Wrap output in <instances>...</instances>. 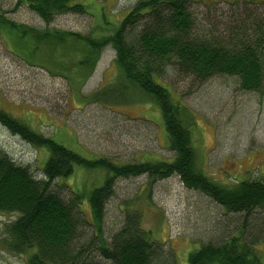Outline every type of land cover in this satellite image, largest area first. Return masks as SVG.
I'll use <instances>...</instances> for the list:
<instances>
[{"label":"trees","instance_id":"obj_1","mask_svg":"<svg viewBox=\"0 0 264 264\" xmlns=\"http://www.w3.org/2000/svg\"><path fill=\"white\" fill-rule=\"evenodd\" d=\"M191 1L137 0L114 28L104 30L102 24V30L94 35L16 23L0 12V31L7 35L13 51L32 56V63L44 65L52 73L67 71L64 75L74 89L84 84L101 49L111 44L116 51L118 74L160 109L167 147L173 153L169 161L122 165L106 158L86 159L0 108L1 124L47 150L38 177L0 150V212L14 215L6 224L5 245L12 252L26 253V264H178L175 254L162 250L150 230L142 226L137 211L128 210L122 225L108 239L102 232L104 207L113 194L117 176L146 174L150 200L152 184L173 173L187 187L201 190L226 209L244 213L236 233L219 243L191 249L187 264H264V255L256 247L262 241L264 219L249 217L254 209L264 208V181L241 180L225 187L199 170L190 134L194 117L160 80L171 66L178 75L199 82L227 74L238 76L241 88L263 89L264 19L248 7L253 0H231L238 2L236 8L243 11L225 23L223 30L218 28L220 21L197 27ZM16 4L27 6L47 23L57 13L86 11L78 0H16ZM97 93L86 98H98ZM78 166L100 168L104 173L102 182L92 186L87 195L71 188L72 195L65 198L53 183L70 177ZM83 196L90 207V220L81 208ZM259 222L263 223L256 237L253 228ZM85 224L93 228L90 241L96 244L99 259L87 243H81Z\"/></svg>","mask_w":264,"mask_h":264},{"label":"rangeland","instance_id":"obj_2","mask_svg":"<svg viewBox=\"0 0 264 264\" xmlns=\"http://www.w3.org/2000/svg\"><path fill=\"white\" fill-rule=\"evenodd\" d=\"M78 1L86 11L57 13L48 23L27 6L17 5L16 0H0V12L16 23L94 35L102 30V24L104 30L114 28L137 0ZM263 1L253 0L248 7L264 19ZM230 2L192 0L190 10L197 27L220 21L218 28L223 30L225 23L243 11L236 8L238 2ZM9 42L0 31V108L4 111L86 159L106 158L117 165L171 160L173 153L167 147L160 109L118 74L111 44L101 49L84 84L74 89L65 77L67 71L52 73L44 65H36L32 56L13 51ZM86 71L87 67L83 73ZM160 80L194 117L190 134L199 170L225 187L241 180L264 181V88L246 90L240 87L238 76L227 74L199 82L178 75L171 66ZM95 92L98 98H86ZM0 150L41 176L46 148L22 139L1 123ZM103 174L100 168L78 166L70 177L55 180L53 188L65 198L72 195L71 188L87 195L92 186L102 182ZM148 188L146 174L114 179L113 194L102 218L105 238L122 225L128 210H134L141 214L142 226L150 230L161 249L174 253L178 264H187L191 249L219 243L240 228L243 212L230 211L201 190L187 187L176 173L152 184L150 200ZM83 197L81 208L90 220L87 197ZM249 217L264 219V208L254 209ZM13 219V214L0 212V264H26V253L12 252L5 245L6 224ZM262 223L253 228L256 237ZM83 228L81 243H87L99 259L96 244L90 241L93 228L87 224ZM261 236L256 247L264 255V232Z\"/></svg>","mask_w":264,"mask_h":264},{"label":"bare ground","instance_id":"obj_3","mask_svg":"<svg viewBox=\"0 0 264 264\" xmlns=\"http://www.w3.org/2000/svg\"><path fill=\"white\" fill-rule=\"evenodd\" d=\"M60 16H62V15H60ZM211 31V30H210ZM212 37V36H211ZM237 90V89H236ZM236 103V102H235ZM189 105V104H188ZM233 164V163H232ZM151 199V198H150ZM160 206V205H159Z\"/></svg>","mask_w":264,"mask_h":264}]
</instances>
